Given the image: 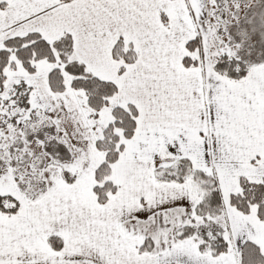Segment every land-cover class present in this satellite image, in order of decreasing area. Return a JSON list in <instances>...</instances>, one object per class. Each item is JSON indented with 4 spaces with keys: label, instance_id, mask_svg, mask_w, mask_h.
<instances>
[{
    "label": "snow or ice",
    "instance_id": "obj_1",
    "mask_svg": "<svg viewBox=\"0 0 264 264\" xmlns=\"http://www.w3.org/2000/svg\"><path fill=\"white\" fill-rule=\"evenodd\" d=\"M0 264H264V0H0Z\"/></svg>",
    "mask_w": 264,
    "mask_h": 264
}]
</instances>
